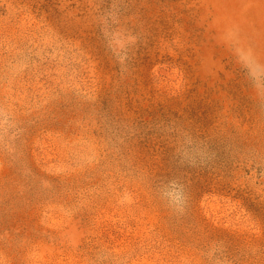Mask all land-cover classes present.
<instances>
[{"label":"rangeland","instance_id":"374dc122","mask_svg":"<svg viewBox=\"0 0 264 264\" xmlns=\"http://www.w3.org/2000/svg\"><path fill=\"white\" fill-rule=\"evenodd\" d=\"M0 264H264V0H0Z\"/></svg>","mask_w":264,"mask_h":264}]
</instances>
